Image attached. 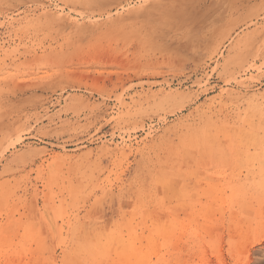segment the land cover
Here are the masks:
<instances>
[{"label":"rangeland","instance_id":"1","mask_svg":"<svg viewBox=\"0 0 264 264\" xmlns=\"http://www.w3.org/2000/svg\"><path fill=\"white\" fill-rule=\"evenodd\" d=\"M0 264H264V0H0Z\"/></svg>","mask_w":264,"mask_h":264}]
</instances>
